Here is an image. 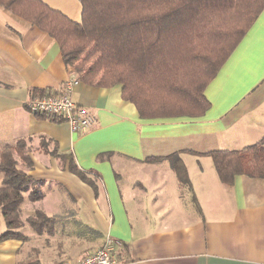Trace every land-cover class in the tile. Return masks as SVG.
<instances>
[{
	"label": "crops",
	"instance_id": "crops-1",
	"mask_svg": "<svg viewBox=\"0 0 264 264\" xmlns=\"http://www.w3.org/2000/svg\"><path fill=\"white\" fill-rule=\"evenodd\" d=\"M38 1L80 22L78 0ZM74 79L72 102L94 118L88 132L77 134L63 121L28 112L31 98L57 94ZM203 95L210 107L201 117L140 119L135 107L121 99L118 86L81 82L53 39L0 7V148L26 141L33 165L28 174L40 189L46 179L31 174L37 167L31 153L48 157L57 173L70 172L43 150L69 154L100 185L109 212L100 232L88 228L83 236L77 235L81 224L72 214L68 219L47 216L56 219L52 234L30 230L37 237L31 236L32 246L47 248L45 258L38 252L26 262L73 260L100 248L109 236L117 242V264H264V180L236 175L225 186L208 155L240 151L264 137V8ZM261 147L264 152V143ZM174 153L188 174V204L178 198L182 186L170 163L163 166L168 162L163 158ZM123 163L141 168L124 200L118 181ZM75 236L85 242L72 246L69 240Z\"/></svg>",
	"mask_w": 264,
	"mask_h": 264
},
{
	"label": "trees",
	"instance_id": "trees-1",
	"mask_svg": "<svg viewBox=\"0 0 264 264\" xmlns=\"http://www.w3.org/2000/svg\"><path fill=\"white\" fill-rule=\"evenodd\" d=\"M78 1L80 24L38 0H0V7L53 39L67 66L78 63L73 71L83 73L84 84L119 86L121 99L135 107L140 119L203 116L210 107L203 95L205 87L264 8V0ZM184 107L194 113L177 115L175 110ZM262 143L264 137L240 151L209 153L220 182L231 186L236 175L264 180ZM43 152L96 194L97 182L81 172L69 154ZM28 154L25 140L0 148V243L25 239L20 232L25 224L38 235L54 231L56 219L41 210L21 218L23 195L38 184L28 174L33 166ZM163 159L170 163L179 184L191 190L179 153ZM27 198L35 202L42 196L31 190Z\"/></svg>",
	"mask_w": 264,
	"mask_h": 264
},
{
	"label": "rangeland",
	"instance_id": "rangeland-1",
	"mask_svg": "<svg viewBox=\"0 0 264 264\" xmlns=\"http://www.w3.org/2000/svg\"><path fill=\"white\" fill-rule=\"evenodd\" d=\"M78 24H80V22ZM77 64L78 63H75L70 67L74 69ZM90 65L91 64H88L86 69H88ZM82 75L83 73L77 74V77L81 78ZM175 106L179 105L175 104ZM175 111L177 112V115H188L194 113L193 110L189 111L188 113L186 107L183 108V111ZM31 157L38 163H34L37 167L36 169H33L31 171V174L35 178H45L46 181L41 185V189L38 184L31 185L29 191L23 195L24 202L21 205L22 220L27 217L33 216L34 212L37 209L43 211L47 216H55L65 219H68V215L72 214L82 225L81 228H78L81 230L77 233V235H79V233H81L82 236L87 235V231L89 233L88 228L100 232L103 228L104 222L109 219L107 202L104 195L102 194L100 185L97 188L96 194H94L91 187L82 183L76 176L67 172L57 173L54 169H51L49 167L48 161H50V159L48 157L37 153H31ZM168 164L169 162H165L163 166H168ZM17 165L19 168L24 170L23 165ZM39 165L42 166V170ZM122 165L123 166L121 170H117L118 172H120L118 181L121 195L124 200L126 199L127 195L132 194L134 185L137 181L136 178L138 176V173L141 172V168L133 163H123ZM38 170L41 171L39 172ZM125 183L126 185H128V189L123 186ZM179 188H181L178 192L179 200H182L184 201V203L186 202L188 204L187 200L189 193L183 187ZM31 190L36 191L37 196H42L43 194V198L35 202L29 201L27 197L30 195ZM126 204H128V202H126ZM25 225L23 228H21L20 232L23 234V236H27L26 240H9L0 245L1 263H9V261L24 263L28 259H30V256L37 255L38 252H40V255L45 258L44 252L47 248L41 247L40 244H37V246H35L36 244H34L33 246L37 249H32V244L36 241L35 239H31V236L34 238L37 237L34 233H32V231H30L31 229H29ZM1 232H4L3 225L1 227ZM69 242L72 244V246H79L82 244V242L85 241L81 240L80 236H75L70 239ZM72 246H70L69 249L71 251H74V249H72ZM50 251L51 253H53V249H51ZM40 261L42 263H46L43 260Z\"/></svg>",
	"mask_w": 264,
	"mask_h": 264
},
{
	"label": "built area",
	"instance_id": "built-area-1",
	"mask_svg": "<svg viewBox=\"0 0 264 264\" xmlns=\"http://www.w3.org/2000/svg\"><path fill=\"white\" fill-rule=\"evenodd\" d=\"M78 84L77 80L63 83L57 94H46L31 98L27 102V110L33 115L57 118L68 124L70 130L77 134L88 132L94 124L89 112L72 102L70 94ZM117 242L106 236L102 246L86 255L73 260H64L55 264H117L115 248Z\"/></svg>",
	"mask_w": 264,
	"mask_h": 264
}]
</instances>
